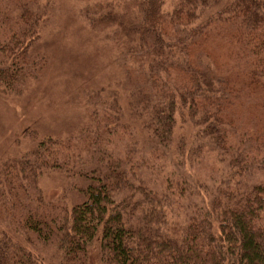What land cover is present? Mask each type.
<instances>
[{
    "label": "trees",
    "instance_id": "trees-1",
    "mask_svg": "<svg viewBox=\"0 0 264 264\" xmlns=\"http://www.w3.org/2000/svg\"><path fill=\"white\" fill-rule=\"evenodd\" d=\"M10 3L0 8L7 95L43 69L32 49L54 7ZM81 14L120 47L127 90L86 91L91 128L66 140L26 130L33 148L0 163V264H264V0H106ZM177 118L190 132L177 140L179 155L212 151L226 164L219 180L197 185L202 207L178 225L174 193L188 180L157 190L154 164L141 158L148 181L125 168L140 146L155 154L175 143ZM119 129L129 136L123 157L112 158L107 137ZM90 131L91 167L80 170L69 156ZM53 170L86 181L79 202L45 199L40 178Z\"/></svg>",
    "mask_w": 264,
    "mask_h": 264
},
{
    "label": "rangeland",
    "instance_id": "rangeland-1",
    "mask_svg": "<svg viewBox=\"0 0 264 264\" xmlns=\"http://www.w3.org/2000/svg\"><path fill=\"white\" fill-rule=\"evenodd\" d=\"M102 1L106 0H49L54 7L41 30L38 43L32 49L38 62L42 57L39 65L44 63L43 69L35 77L22 82L15 94L7 95L0 91V163L33 148V142L24 135L26 130H35L40 137L66 140L72 136L78 138L82 130L91 128V110L83 102L86 91L110 85L115 90L121 85V89L117 90L121 94L127 90L123 66L125 62L120 47L99 32L91 30L81 14L86 6ZM9 5L10 0H0L1 9L6 10ZM125 105L126 97L123 96L120 106ZM123 113L126 119V113ZM179 123L180 119L177 118L175 143L167 149H158L155 154L141 153L143 148L140 146L136 162L132 161L133 167L129 163L125 165L126 169L136 170L138 167L137 179L148 181L153 170H148L141 158H145L147 164H154L156 169L152 177L155 181L149 183V186L157 190L164 189L167 180H170L172 187H178L176 182H179V178L188 180L185 193H174L175 198L179 196L181 202L172 209L170 218L177 225L192 211V205L202 207L199 203L203 192L197 185L211 184L212 179L219 180L226 171V164L220 163L212 151H204L199 158L193 156L198 159L189 157L192 153L187 154L188 150L178 154L177 140L190 135L188 129L181 128ZM112 132V137H107V148L112 152V158H122L129 133H123L121 129ZM91 133L94 134V131H90L86 139L75 141V155L70 153L69 156V161L78 160L77 168L80 170L91 167V153L86 149ZM108 155H103L105 161ZM138 160L140 165H137ZM68 165L71 167V164ZM256 181L263 182V179ZM39 183L46 200L56 201L62 194L68 198V206H72L80 201L78 187L85 185L86 181L62 170H53L44 173Z\"/></svg>",
    "mask_w": 264,
    "mask_h": 264
}]
</instances>
